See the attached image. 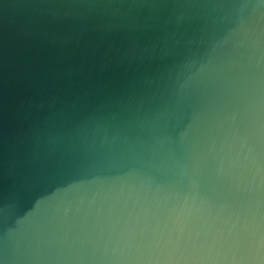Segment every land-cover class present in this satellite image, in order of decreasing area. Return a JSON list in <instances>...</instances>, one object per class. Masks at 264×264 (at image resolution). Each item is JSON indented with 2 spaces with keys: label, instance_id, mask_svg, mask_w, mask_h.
Listing matches in <instances>:
<instances>
[{
  "label": "water",
  "instance_id": "obj_1",
  "mask_svg": "<svg viewBox=\"0 0 264 264\" xmlns=\"http://www.w3.org/2000/svg\"><path fill=\"white\" fill-rule=\"evenodd\" d=\"M0 264H264V0H0Z\"/></svg>",
  "mask_w": 264,
  "mask_h": 264
}]
</instances>
